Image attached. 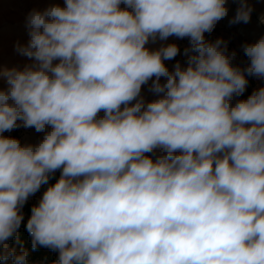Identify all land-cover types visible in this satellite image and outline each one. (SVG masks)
<instances>
[{"label":"clouds","instance_id":"clouds-1","mask_svg":"<svg viewBox=\"0 0 264 264\" xmlns=\"http://www.w3.org/2000/svg\"><path fill=\"white\" fill-rule=\"evenodd\" d=\"M253 6L238 0L230 25ZM228 0H63L31 9L32 61L0 66V262L30 196L48 185L25 229L54 264H264V35L233 63L206 38ZM264 24V15L260 17ZM186 66L165 61L181 54ZM150 83L153 99L142 86ZM43 133L21 143L4 133ZM60 172L59 179L49 184Z\"/></svg>","mask_w":264,"mask_h":264},{"label":"rangeland","instance_id":"rangeland-1","mask_svg":"<svg viewBox=\"0 0 264 264\" xmlns=\"http://www.w3.org/2000/svg\"><path fill=\"white\" fill-rule=\"evenodd\" d=\"M248 2L253 6L254 11L247 24H229V20L235 14L236 8L238 7V0H228V16L216 24L211 34L206 33V38L209 40L214 41L217 38H223L227 41L228 51L232 52L234 50L237 53L233 63L239 66H244L247 62V58L244 56L241 46L246 42H255L260 36L264 35V24L260 23V17L264 15V0H248ZM53 3L63 4V0H0V66L9 68L16 66L23 68L26 64L32 63L28 58L16 53L15 44L17 41L24 43L28 39L25 28V18L28 12L33 8L43 9ZM239 26L247 32L246 35L239 33ZM168 43H176L181 49V54L173 60L165 61V64L170 70L177 61L186 66V57L182 53L183 49L188 45L187 39H177L173 36L169 37L166 41H161L159 39L154 43L150 41L146 47L156 49ZM250 79V90L247 92L245 91L240 98H246L254 89L264 86V80H257L254 77H250ZM150 83L151 81L149 84L142 86V95L146 100L154 98L152 93L148 90ZM4 87H6V83L0 80V88ZM4 135L18 138L22 144H34L42 138L43 133H38L33 128L26 129L21 127L11 132H6ZM46 188L47 187L43 185L37 193L29 197L25 205L34 206L38 204ZM27 262L28 264H48L41 260L34 262L27 260ZM0 264H12V261L9 259L7 262H0Z\"/></svg>","mask_w":264,"mask_h":264},{"label":"trees","instance_id":"trees-1","mask_svg":"<svg viewBox=\"0 0 264 264\" xmlns=\"http://www.w3.org/2000/svg\"><path fill=\"white\" fill-rule=\"evenodd\" d=\"M250 80V77L248 78ZM60 172L57 171L49 180V184H54L56 180L59 179ZM45 187H48V185H44ZM33 205H25L23 207V215H24V220L21 224V227L19 229V243H17V240L15 238L9 240V246L10 247H15L17 251L21 250V247L28 252L27 260H30L32 262L34 261H45L48 264H54V261L57 260L58 258V253L56 251H53L49 248L45 247H39L36 250L32 249L31 246V237L28 234V232L25 229V225L27 223V220L29 218V215L31 214V208Z\"/></svg>","mask_w":264,"mask_h":264},{"label":"bare ground","instance_id":"bare-ground-1","mask_svg":"<svg viewBox=\"0 0 264 264\" xmlns=\"http://www.w3.org/2000/svg\"><path fill=\"white\" fill-rule=\"evenodd\" d=\"M229 27H231V26H229ZM238 31H239V33H241L242 35H246V33H247V32H245V30H244L241 26L238 27Z\"/></svg>","mask_w":264,"mask_h":264},{"label":"crops","instance_id":"crops-1","mask_svg":"<svg viewBox=\"0 0 264 264\" xmlns=\"http://www.w3.org/2000/svg\"><path fill=\"white\" fill-rule=\"evenodd\" d=\"M250 88H251V79L249 80V83H248V87H247V89H246V92L249 91Z\"/></svg>","mask_w":264,"mask_h":264},{"label":"built area","instance_id":"built-area-1","mask_svg":"<svg viewBox=\"0 0 264 264\" xmlns=\"http://www.w3.org/2000/svg\"><path fill=\"white\" fill-rule=\"evenodd\" d=\"M31 215V214H30ZM30 215H29V217H30Z\"/></svg>","mask_w":264,"mask_h":264}]
</instances>
